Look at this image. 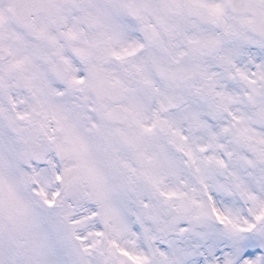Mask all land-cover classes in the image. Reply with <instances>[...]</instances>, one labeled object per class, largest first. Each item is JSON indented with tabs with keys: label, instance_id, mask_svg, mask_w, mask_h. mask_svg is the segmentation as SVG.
<instances>
[{
	"label": "snow or ice",
	"instance_id": "obj_1",
	"mask_svg": "<svg viewBox=\"0 0 264 264\" xmlns=\"http://www.w3.org/2000/svg\"><path fill=\"white\" fill-rule=\"evenodd\" d=\"M0 264H264V0H0Z\"/></svg>",
	"mask_w": 264,
	"mask_h": 264
}]
</instances>
